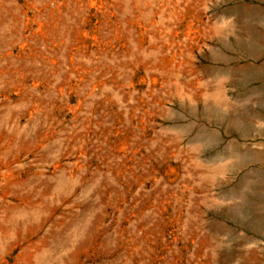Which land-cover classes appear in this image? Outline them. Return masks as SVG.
I'll return each mask as SVG.
<instances>
[{"label": "rangeland", "instance_id": "374dc122", "mask_svg": "<svg viewBox=\"0 0 264 264\" xmlns=\"http://www.w3.org/2000/svg\"><path fill=\"white\" fill-rule=\"evenodd\" d=\"M0 264H264V0H0Z\"/></svg>", "mask_w": 264, "mask_h": 264}, {"label": "clouds", "instance_id": "9594fccd", "mask_svg": "<svg viewBox=\"0 0 264 264\" xmlns=\"http://www.w3.org/2000/svg\"><path fill=\"white\" fill-rule=\"evenodd\" d=\"M223 20H232V18L229 17H220L217 21H223Z\"/></svg>", "mask_w": 264, "mask_h": 264}]
</instances>
